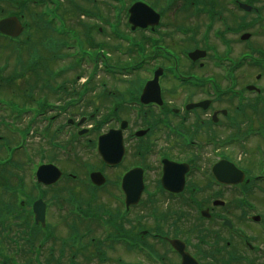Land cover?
<instances>
[{
	"label": "flooded vegetation",
	"instance_id": "flooded-vegetation-1",
	"mask_svg": "<svg viewBox=\"0 0 264 264\" xmlns=\"http://www.w3.org/2000/svg\"><path fill=\"white\" fill-rule=\"evenodd\" d=\"M67 1L75 10L76 1ZM143 1L149 2L150 7L159 15L158 23L144 31L150 36L145 42L150 49L148 57L152 65L149 79L153 77L156 68H161V74L157 78L161 103L142 104L139 101L140 93L133 89L132 92L135 93L130 94V99L124 100L119 94L114 106V101L109 102L106 94L103 96V99H106L105 108H102L105 114H102L99 123L95 118L92 121L93 115H90L91 119L82 116L85 122L82 129L73 122L58 130L57 136L63 135L68 140L66 145L70 147L78 143V136L84 135L85 140L80 142L77 151L75 145L74 149L70 150L71 154L64 155L73 163V166H70L72 168H69L71 179L64 180L65 184L54 191L55 197L52 199L60 203L58 198L61 190L70 196L67 204L76 200L71 197L76 194V189L91 190L94 195L101 188H106L111 194L115 191L118 196V235L142 240L153 252L158 251L154 246L157 244L160 247L158 255L165 264L180 262V256L168 242L172 238L183 241L185 250L200 264H206L209 255L214 256V264H219L218 260L222 254L230 255L235 264L244 261V255L248 256V264H258L259 259L264 260V185L259 184L260 188L251 189L254 184L249 183L250 178L246 175L245 179L236 185H230L219 178L222 159L231 161L222 148H227L231 137L232 141L239 138L248 139L243 132H235L233 136L230 132L236 124L235 115L245 114L243 104L235 102L239 100V96L232 94V91L246 94L248 84L237 79L236 70L232 67L231 62L236 58L233 55V43L242 41L243 32L264 21V16L260 13L262 8H253L248 12L241 10L238 7L239 0ZM252 1L241 2L252 4ZM59 10L64 14L67 12L62 7H58L56 11ZM136 30L138 33V29ZM251 37L252 34L249 39ZM220 48L224 50L220 51ZM195 49H205L204 57H189V53ZM248 50L251 51L252 47L249 46ZM171 68L176 70L177 75L172 76ZM260 78L258 75L255 80L260 81ZM195 103L200 105L196 106ZM121 126L124 153L117 165L109 166L94 154L96 139L100 134ZM138 131H144V134L138 135ZM79 132L83 134L80 135ZM80 150L81 152H78ZM53 155V159L47 162L58 165L61 154ZM79 155H83L85 160L81 161ZM163 161L173 169L168 177L170 184L177 188L182 182L176 192H165L161 185ZM215 164L218 166L213 171ZM234 164L240 167L237 159ZM243 168L240 167L244 171ZM81 169H84L85 173L80 177L78 172ZM132 169L137 170L135 173L141 169L144 188L138 203L125 211L120 183L123 175ZM92 171H98L104 176L103 184L98 186L90 181L89 174ZM224 176L227 179L236 177L235 173L231 172ZM246 178L248 181H245ZM244 184L249 185L250 189ZM237 186L244 188L246 202L237 199ZM67 190L73 191L67 193ZM221 197L227 198L224 200ZM158 204L167 208L174 205L182 211L175 212L172 208L167 213L172 212L174 216L169 217L149 215L152 224L147 229H142L140 208ZM190 207L196 212L197 220L193 224L196 234L192 241L186 236L187 229L182 226V221L187 216V210L184 208ZM201 211L206 216H202ZM255 216L259 217L258 221L254 220L258 218ZM48 217L49 215L46 217L45 226L38 225L40 232L48 236L47 239L43 238V246L47 250L44 251L39 264H61L62 255L69 256L63 264H77L76 249L70 254L66 252V248L74 251L77 243L76 216H67L70 219L69 227L72 231L69 234L72 237H69L70 241L63 242H60V238L66 237H59L55 233L58 222H54V225ZM111 224L114 225L113 222ZM4 238L14 246L11 236ZM149 239L155 241L154 244L151 242L152 246L146 243ZM4 244L6 248L5 241ZM15 244H19L15 250L18 254L8 252L11 254H7L5 259H0V264H23L30 259L31 251L24 249L23 241H15ZM251 253L261 258L250 256ZM262 260L260 264H264Z\"/></svg>",
	"mask_w": 264,
	"mask_h": 264
},
{
	"label": "rangeland",
	"instance_id": "rangeland-1",
	"mask_svg": "<svg viewBox=\"0 0 264 264\" xmlns=\"http://www.w3.org/2000/svg\"><path fill=\"white\" fill-rule=\"evenodd\" d=\"M76 3L78 4L77 11H74L73 7L70 6L69 2L67 0H61V7L65 9L69 14H65L64 16V21L67 24V26L71 29H74V33L76 36L79 38L84 37L86 34L89 35V37L97 42H103L105 43V50L109 48V64L111 65H128L129 63V57L127 58L126 56H122V54H118V51L121 52L123 51V48L125 47V44L123 42H120V40H116L112 38L109 33L110 30H107L106 26L102 25L100 22H98L94 18H90L87 16H81L82 13L88 14V13H94L95 10L93 8V2L92 0H75ZM96 1V5L99 7L97 8L98 11L102 12L103 14L109 13L105 6H104V1L103 0H93ZM103 1V2H102ZM125 9L129 6L131 0H123ZM8 0H0V10L2 9V13L0 14H5L6 12H9L11 10L15 11V7H13V4H8ZM102 4V5H101ZM150 3L148 2V5ZM255 5H257L258 8H262L260 13L263 14L264 16V0H260L259 3L255 2ZM38 11V8H37ZM80 12V13H79ZM25 13V12H24ZM61 13V10H60ZM98 13V12H97ZM124 13V14H123ZM121 13V18L118 19V30L122 33H127L131 35L133 38H137V36H140V30L139 34H135L136 32H131L129 30V26L126 25V14L125 11ZM252 17H255L252 15ZM32 18H36V23L32 22ZM256 18V17H255ZM23 20L25 23L30 22L32 27L30 28L29 26L26 27V32L24 31L21 33L20 39H24L28 35V43L26 45L24 44H19L20 41H4L0 39V65L6 64L5 68H3L0 71V100H4L6 102L13 103L17 105L18 107H24L27 106L26 108H29L30 106L34 107L37 104L35 103L36 100L39 98H43L44 95H47L49 92V86L51 85H58L62 84L63 81H68V85H63V89H67V92L70 90H73L76 93L73 97L72 96H62L60 97V93H57L56 96L51 99H49L50 102H54L57 105L61 106V113L59 114L60 118L59 121H56L55 124L50 125L48 121L45 120V116L41 117L40 119L36 120L32 127L29 129V131H26L25 128L29 126V120L31 121V116L30 117H22L21 115L22 112L20 110L19 113L9 111L5 109L4 107H0V129H1V134L3 135L4 133V125H8L10 127V135H11V141L12 144L16 145L18 141H15V139L18 138L19 140V133L18 131L22 130L26 133V141L25 145L23 148H20V150H14L12 152V160L15 158L17 159V155L19 154L21 157H18L19 159H22L23 161H26V164L23 168V166L20 169H17V173H22L23 178L25 181V190H29L31 188V184L33 182V175H32V169L34 164L41 159L38 154H41L42 151H45L43 154H45L44 161L49 160V158L53 159L51 154H49V148L46 146L47 144L44 143L45 140L42 139V136L37 134L38 131L45 129V127L49 126V129L53 130L57 124H64L65 120L68 117H71L73 119H77L80 116H89L90 112L97 114L96 118L102 117V114H105V110L102 108H105V103L104 101L106 99H103V90H106V88H111L113 91L116 93L119 92L121 96H123L124 100L130 99V94H132V90L135 89V85L138 84V81L143 80L145 77L148 76V73L146 71V66L142 67L141 69L137 71H133L129 75H119L115 76L105 73L103 66L98 63V65L95 68L94 75H92L89 80L87 81L86 84V89L87 93L84 95H81V100H75L78 98V96L81 94V90H83V80H86V71H89V68L86 64V68L84 64H80V66H76L77 68L74 69H69L67 63L73 62L72 58L69 59V57L66 55L62 60H57L56 58H52L51 53L48 52V55L45 54L46 58L41 59L40 61L36 59L37 65L32 66V63H30V66L28 61L33 58L34 54H38L39 51H41V41L44 39L46 36H51L50 32H44L41 29V26L37 29L38 25H41L39 23V19L32 14V16H29V13L26 12L25 18L23 17ZM261 25L263 26L261 28ZM248 33L252 34V37L246 41V42H241L237 40L236 43H233L234 46L232 50L234 51L233 55L238 56L240 52H244V49H246L248 46H251L254 50L258 49H263L264 50V21L259 24H254L251 29L246 30ZM42 32V33H41ZM131 32V33H130ZM137 35V36H136ZM238 39V37H237ZM115 45H119V48L117 49V52L114 50ZM84 46V45H83ZM85 47V46H84ZM189 48L191 46H188ZM17 48V49H16ZM7 49V51H5ZM85 49V48H84ZM224 49L220 48V51H223ZM22 51V52H21ZM4 52L8 53V62L5 63V57ZM108 52V51H107ZM7 55V54H6ZM19 56V61L17 60V57ZM255 56V54H254ZM246 61V60H245ZM82 63V62H81ZM131 64V63H130ZM61 66L63 68V72H61V76L58 74L56 78H48V72L49 70H52V68H55L56 66ZM67 65V66H66ZM132 65V64H131ZM57 66V67H58ZM150 67V64L147 66ZM241 67V68H240ZM239 69L236 71L237 79L242 82V83H248V82H254L262 87H264V74L259 73V69L251 66H240ZM22 72V74H20ZM260 75L261 76V81L260 83L255 80V77ZM1 77L9 78V80H4L1 79ZM12 80V81H11ZM48 81V82H47ZM48 83V86H47ZM68 86V87H67ZM243 86V85H242ZM54 87V86H53ZM240 87V86H238ZM244 87V86H243ZM52 91H55L52 89ZM50 93V92H49ZM249 98H253V95L247 96ZM73 101H69V100ZM30 100H33V103L29 102ZM112 101V100H111ZM96 102V104H94ZM67 103L68 105H66ZM92 103V104H91ZM109 103V102H108ZM86 104V105H85ZM233 104H235L233 102ZM231 104V106L233 105ZM227 103L225 104V106ZM95 107H97V110H95ZM58 109V108H57ZM50 115L54 112L53 110H49ZM56 112V111H55ZM17 115V116H16ZM31 115V113H30ZM235 115V114H234ZM16 116V117H14ZM236 117V124L234 127L231 128L230 132L235 133V132H242L249 128L250 126H258L260 122V117H256L254 114H240V115H235ZM42 119V120H41ZM259 119V120H258ZM33 122V121H32ZM264 126V125H263ZM8 135V136H10ZM13 135V136H12ZM14 137V138H13ZM222 137V136H221ZM249 139L246 140L242 144H231L229 145L226 149L222 148L223 152H226L229 158L231 159H237L240 162V167H246L249 168L253 172H257L258 167H257V153L255 149V145L258 146L260 144L264 145V141H260L258 139ZM14 141V142H13ZM257 146V148H258ZM7 151L4 146L2 145V139L0 138V157L5 156ZM78 152H81L78 151ZM63 154V153H62ZM53 155V154H52ZM74 155V154H72ZM259 155V154H258ZM81 161L85 160V157L83 155H79ZM60 164L62 166H65L67 168H72L70 167L72 164H65L63 159H60ZM73 166V165H72ZM75 169V168H74ZM14 171V170H13ZM79 175H83L84 171L83 169L79 170ZM5 178H8V175L4 173ZM13 179V178H12ZM2 178L0 177V184H1ZM30 184V185H29ZM264 185V184H261ZM260 185V186H261ZM59 187V186H58ZM61 187V186H60ZM59 187V189H60ZM62 188V187H61ZM256 188V185L254 186ZM23 189V192L25 191ZM27 192V191H26ZM115 192V191H114ZM77 193H82L80 191H77ZM116 193V192H115ZM97 196L92 198L89 197V195H85V192H83L81 195H76L79 197V205L85 206L84 204L86 201H88V206L91 207L92 210H96L95 207H98L97 205H105L107 207H110L111 210L115 208V201L111 199V195H109L106 190L99 191ZM67 196L62 190L60 193L61 198H65ZM227 198V197H226ZM224 197H221V199H226ZM264 199V198H263ZM0 200L2 201L1 204H8L12 205L14 204L13 198L10 196L8 192H6L2 186H0ZM259 201V200H257ZM64 203V204H63ZM61 203L63 206V209L61 208L58 209L57 204L58 202L51 201L50 207H49V221L50 223L54 224V222L57 223V227H55V233L59 237H67L69 232H71V228L69 227L70 224V219L67 217L69 213H67L66 207L69 209L74 210V206L77 204L72 203H65V201ZM77 203V202H76ZM261 204V202L259 201ZM165 206V205H164ZM163 204H158L157 207H154V215H166L169 217L170 215H173L172 212L170 214L167 213L168 208L164 207ZM170 208L175 209L177 208L176 206L172 205ZM260 208V207H259ZM258 208V209H259ZM184 210H187L186 217L184 219L183 228L187 229L186 231L190 233V237L193 238L196 234V231L192 230L193 224L197 222L196 220V212L193 210L192 207L190 209L184 208ZM193 210V211H192ZM140 218H141V223L142 225H147L146 227L148 228L152 223L150 217L143 218L142 215L147 214L149 210L147 208H140ZM198 214V213H197ZM174 216V215H173ZM12 217L13 214H6L5 217H2L0 220V237L5 235L6 236V231H3L4 226H10L11 230L7 233L8 236L13 235V231L16 229L15 226V221ZM77 218V217H76ZM90 221V227L92 232L89 233L88 237H84L82 239L83 243H86L89 241L90 237H97L100 235H104L101 223L97 221ZM79 221V220H78ZM81 223V221H79ZM88 223V222H84ZM55 225V224H54ZM77 225V224H76ZM88 227V226H87ZM87 227H84L82 232L87 229ZM6 229V227H5ZM78 229V225H77ZM79 231V230H78ZM185 231V232H186ZM174 232V231H173ZM192 235V236H191ZM4 236V237H5ZM80 236V235H78ZM13 237L16 239L18 235L15 233ZM39 237V234L35 236L33 240ZM59 239V238H58ZM6 243V248L5 244ZM1 242L4 245V254H16L15 253V248L6 241L5 238H1ZM148 242L151 244H154L155 241L153 239H149ZM51 244H54L51 242ZM117 244L113 243L111 246L108 245V243H105L102 245L105 246V254L106 257L108 258V261H103L96 259L97 256L99 255L96 251H93V254L96 258L91 259L88 255V252L83 253L80 252V250L77 251V254L75 255V259L77 260L78 264H115V258L117 255H121L124 257L127 264H136L137 261L141 262V264H153L150 263L145 257L142 255L138 254L137 252L131 251L129 252L123 247L116 246ZM48 246V245H47ZM155 247L160 248L157 246V244H154ZM23 247L25 249L28 248V244L24 242ZM77 247V245H75ZM74 247V251L75 248ZM58 248V247H57ZM73 248V247H72ZM110 248V249H109ZM118 248V249H117ZM47 248L42 249V255L44 251H46ZM73 251V250H72ZM69 251L68 248H66V252L69 254L72 252ZM11 252V253H8ZM18 254V253H17ZM41 255V257H42ZM56 256V255H55ZM91 256V255H90ZM252 256V255H250ZM68 255H62L61 256V261L60 263L63 264L67 262ZM99 257V256H98ZM257 257V256H253ZM171 258V257H170ZM173 261V259H172Z\"/></svg>",
	"mask_w": 264,
	"mask_h": 264
},
{
	"label": "water",
	"instance_id": "water-1",
	"mask_svg": "<svg viewBox=\"0 0 264 264\" xmlns=\"http://www.w3.org/2000/svg\"><path fill=\"white\" fill-rule=\"evenodd\" d=\"M129 8H130L129 9V12H130L129 20L130 22L133 23V25L144 26L150 21L151 19L150 16L152 14L149 13L150 10L146 5L141 4V3H135ZM145 17H148V18L145 19ZM18 23L19 22L16 19V17L12 16V17L4 18L0 20V31L5 34L12 35V36L17 35V33H19L22 29ZM150 88H151V91H154L153 88H155V80L154 81L152 80V82H148L145 88L143 89L144 93L142 97L144 101L150 100L149 98H144V97H147L152 94L155 95V93L150 92ZM110 132H113V131H110ZM110 132H108L105 135L103 134V136L100 137L99 149L100 151H103V152L107 151L108 149H111L114 152L116 150L120 152L122 149V144H121V138H120L119 131H114L113 133H110ZM36 175H37V180L39 182L48 184V183L54 182L60 176V171H58V169H56L54 166L42 165L38 168ZM101 181H102L101 179L97 180L98 183H101ZM138 192L139 191L137 190L136 193ZM33 209L36 215L35 219H37L38 221L39 220L43 221V215H44L43 203H41L40 200L36 201L34 203ZM173 244L175 245V247L177 248L179 247L177 243H173ZM182 264H195V262L192 259V257L187 255L186 253H183Z\"/></svg>",
	"mask_w": 264,
	"mask_h": 264
}]
</instances>
